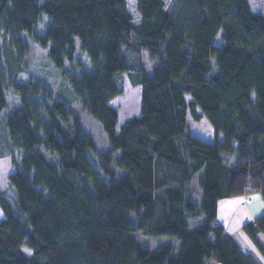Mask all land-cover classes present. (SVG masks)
I'll list each match as a JSON object with an SVG mask.
<instances>
[{
  "label": "trees",
  "instance_id": "16d2710c",
  "mask_svg": "<svg viewBox=\"0 0 264 264\" xmlns=\"http://www.w3.org/2000/svg\"><path fill=\"white\" fill-rule=\"evenodd\" d=\"M24 32L101 123L108 150L45 83L18 78ZM0 36V113L8 90L23 102L7 116L21 155L9 174L17 211L0 190V264H261L218 223V206L264 196V0H0ZM126 74L140 114L117 128L111 101ZM189 114L209 120L213 140L190 132ZM244 229L264 256V214ZM137 230L178 247L152 250Z\"/></svg>",
  "mask_w": 264,
  "mask_h": 264
},
{
  "label": "rangeland",
  "instance_id": "374dc122",
  "mask_svg": "<svg viewBox=\"0 0 264 264\" xmlns=\"http://www.w3.org/2000/svg\"><path fill=\"white\" fill-rule=\"evenodd\" d=\"M130 1V0H128ZM134 2V1H131ZM131 10L136 14L134 6L131 4ZM48 21V16L42 14L37 30H43L44 25ZM25 38L29 41L30 50L26 53L24 70L18 75V78L22 81L39 80L45 83L52 91L53 99H63L69 104L74 112H76L81 118L83 128L89 132L95 139L96 145L99 151H106L110 148V142L106 131L103 129L101 123L96 120L87 110H85L80 102L74 101L71 86L69 82L62 75V71L59 67L49 61L47 57L48 49L39 44L28 33L24 32ZM2 41V37L0 36ZM76 43L79 51L80 40L76 38ZM85 66H89V58L87 55ZM69 66V63H67ZM187 101L191 100V96L186 94ZM6 106L0 113V190H3L14 206V210L17 211V195L13 186L9 183V174L15 170V165L12 161L13 156H20L21 153L18 150H12L8 142L7 134V116L14 110L15 106L22 104L21 97L14 90H8L6 92ZM119 111V122L117 128L130 116L140 114L141 107V87L133 86L125 75L124 80V92L114 98L111 101ZM201 112V109L198 108ZM190 113V112H189ZM190 132L206 141L214 139V129L206 117L201 120H195L191 114L188 118ZM235 162V157L233 159ZM197 180V178H196ZM195 186L200 187L198 181ZM201 200V195L196 197V201ZM249 200V202H248ZM230 213V214H229ZM226 213V217L223 220L230 234L235 236L238 242L249 251L254 252L261 264H264V256L256 248L252 239L247 235L244 229V224L249 220L254 219L257 216L264 214V196L260 192H254L250 196L244 195L239 203L235 205L233 211ZM4 216L2 209L0 208V218ZM131 219L136 220L137 215L135 212L131 213ZM193 226V224L191 223ZM139 242L150 249H155L159 245L166 243H174L176 248L178 247L179 240L174 235H149L142 231L135 232ZM261 242L264 244V236H259Z\"/></svg>",
  "mask_w": 264,
  "mask_h": 264
},
{
  "label": "crops",
  "instance_id": "0c3cea01",
  "mask_svg": "<svg viewBox=\"0 0 264 264\" xmlns=\"http://www.w3.org/2000/svg\"><path fill=\"white\" fill-rule=\"evenodd\" d=\"M243 197L244 195H239V196L226 197V198L220 199L219 206H218V223L219 224L226 225V223L223 221L226 217V213L228 215L229 212L233 211V209L235 208V205L239 203Z\"/></svg>",
  "mask_w": 264,
  "mask_h": 264
},
{
  "label": "built area",
  "instance_id": "2783aa9c",
  "mask_svg": "<svg viewBox=\"0 0 264 264\" xmlns=\"http://www.w3.org/2000/svg\"><path fill=\"white\" fill-rule=\"evenodd\" d=\"M248 202H249V200H248Z\"/></svg>",
  "mask_w": 264,
  "mask_h": 264
}]
</instances>
